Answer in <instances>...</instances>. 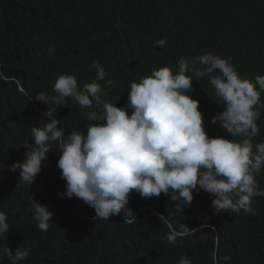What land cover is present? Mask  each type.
<instances>
[{
    "label": "trees",
    "instance_id": "trees-1",
    "mask_svg": "<svg viewBox=\"0 0 264 264\" xmlns=\"http://www.w3.org/2000/svg\"><path fill=\"white\" fill-rule=\"evenodd\" d=\"M205 53L230 59L242 79L264 76V0H0V211L10 225L0 235V264H12L5 247L13 254L28 250L16 264H179L183 257L191 264H264V196L252 199L255 214L216 213L215 197L194 190L191 204L178 212L166 194L146 199L133 191L127 207L134 219L126 221L123 213L95 219L81 199L60 195L66 181L57 166L59 142L31 186L20 181L19 169L10 170L25 160L31 129L49 122L43 119L48 108L66 136L86 135L94 123L86 119L95 102L93 109L71 98L53 102L59 76L73 75L81 89L99 83L101 99L123 108L132 82L161 67L176 71L182 58L191 64ZM95 61L105 70L102 81ZM209 81L194 79L191 93L200 101L206 132L241 140L211 123L223 105ZM40 93L48 105L35 99ZM259 110L254 151L264 142ZM256 180L264 189V170ZM36 201L54 213L47 231L37 228ZM170 232H180L176 244L167 241Z\"/></svg>",
    "mask_w": 264,
    "mask_h": 264
},
{
    "label": "clouds",
    "instance_id": "clouds-1",
    "mask_svg": "<svg viewBox=\"0 0 264 264\" xmlns=\"http://www.w3.org/2000/svg\"><path fill=\"white\" fill-rule=\"evenodd\" d=\"M156 43L163 47L166 40ZM92 67L97 69L96 80H104L105 70L99 61ZM206 76L223 105L211 123H219L229 136L241 140L210 137L206 132L200 101L191 95L193 80L200 82ZM54 91L56 104H66V98H71L81 107L93 109L95 102V110L86 119L94 123H89L86 135L78 130L66 136L58 127L61 120L48 108L43 119L49 122L31 129L33 142L24 153L25 160L10 167L13 172L20 170L23 183L33 184L46 165L52 143L59 142L57 166L60 178L66 181V192L60 195L81 199L95 210V219L122 213L126 221L134 219L133 210L127 207L133 191L146 199L166 194L182 212L193 201L194 190H203L215 197L212 207L216 213L242 209L255 214L252 199L264 196L256 180L264 170V142L256 144L254 151L252 138L260 131L257 120L259 109L264 108L260 98L264 76L257 75L254 81L242 79L230 59L205 53L193 58L191 64L182 58L176 71L161 67L132 82L123 108L101 99L99 83L81 89L69 74L57 78ZM35 99L48 105L43 93ZM33 208L37 228L47 231L54 213L37 201ZM9 229L8 216L0 211V235ZM181 231L189 229L182 227ZM179 236L180 232H170L166 239L176 244ZM3 252L12 264L29 255L22 247L15 254L9 247ZM179 264H191V260L183 257Z\"/></svg>",
    "mask_w": 264,
    "mask_h": 264
}]
</instances>
